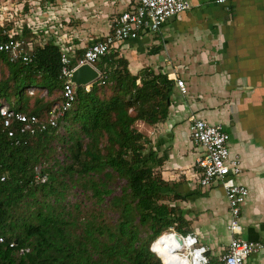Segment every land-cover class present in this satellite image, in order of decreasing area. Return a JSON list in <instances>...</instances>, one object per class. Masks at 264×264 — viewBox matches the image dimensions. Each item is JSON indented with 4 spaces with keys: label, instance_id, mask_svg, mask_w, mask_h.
Masks as SVG:
<instances>
[{
    "label": "trees",
    "instance_id": "1",
    "mask_svg": "<svg viewBox=\"0 0 264 264\" xmlns=\"http://www.w3.org/2000/svg\"><path fill=\"white\" fill-rule=\"evenodd\" d=\"M4 29L0 39L9 36ZM113 57L101 62L116 60L114 70L88 92L78 87L74 107L58 116L64 133L55 126L10 137L0 118V264H163L152 242L169 225L190 226L152 172L161 161L135 125L166 116L172 81L147 68L133 74ZM60 67V49L50 41L34 44L27 61L0 51V105L46 117L61 100ZM9 126L15 130L16 122ZM37 165L42 181L34 177Z\"/></svg>",
    "mask_w": 264,
    "mask_h": 264
},
{
    "label": "crops",
    "instance_id": "2",
    "mask_svg": "<svg viewBox=\"0 0 264 264\" xmlns=\"http://www.w3.org/2000/svg\"><path fill=\"white\" fill-rule=\"evenodd\" d=\"M189 1L188 9L167 18L156 32L116 42L106 55L124 58L133 74L147 68L171 79L166 116L135 125L150 138L148 153L161 161L152 172L174 195L176 214L190 222L181 231H196L209 246L208 256L217 259L228 241L227 201L220 182L206 187L198 182L200 149L190 139L189 124L201 118L229 134L230 153L240 158L235 180L248 189L240 213L243 235L263 245L249 259L264 264V0ZM134 3L0 0V26L24 36L31 48L50 41L75 60ZM101 59L94 66L104 75L117 66L116 60ZM175 78L184 81L186 93H180Z\"/></svg>",
    "mask_w": 264,
    "mask_h": 264
},
{
    "label": "built area",
    "instance_id": "3",
    "mask_svg": "<svg viewBox=\"0 0 264 264\" xmlns=\"http://www.w3.org/2000/svg\"><path fill=\"white\" fill-rule=\"evenodd\" d=\"M215 1L224 2L225 0ZM190 6L189 0H135L130 9L116 14L110 31L102 40L93 41L85 46L81 55L74 60V64H71L72 58L68 51L61 48L60 77L63 78L61 100L59 103H54L47 116L43 118L24 112H14L8 108V104L0 105L2 127L7 136L11 137L17 131L33 134L48 127H63L61 121L59 124L57 123L58 116L73 108L76 102V91L73 90L72 84L67 81L75 66L82 63L94 65L116 42L135 38L144 31L156 32L163 21L188 9ZM2 32L7 33L9 36L0 39V51L8 53L12 59L29 60L30 50L32 49L30 42L13 30L4 29ZM103 75L100 72L98 79ZM102 82L103 80H101ZM175 82L180 93H186L184 81L181 78H175ZM91 84L92 82L84 84L82 89L88 92ZM32 90L33 88L28 89V92ZM12 121L16 122L15 130L9 126ZM189 136L200 149L195 160L196 167L199 170V184L206 187L214 181L220 182L227 201L228 219L226 229L228 241L225 244L224 252L220 254L217 260L222 264H252L249 259L250 256L258 252L263 245L259 241L248 240L243 235L240 213L248 189L235 180L241 170L240 158L238 154L230 153L229 134L220 124H212L201 118H192L189 124ZM35 171V179L44 180V176L39 173L37 166ZM4 178L5 175L1 174L0 180H4ZM162 236H167L169 247L181 258L178 264L209 263L207 254L209 246L199 238L196 231H178L173 225H169L159 237ZM0 241H3L1 235ZM155 241L151 245L152 250ZM12 244V242L9 243L10 246Z\"/></svg>",
    "mask_w": 264,
    "mask_h": 264
},
{
    "label": "water",
    "instance_id": "4",
    "mask_svg": "<svg viewBox=\"0 0 264 264\" xmlns=\"http://www.w3.org/2000/svg\"><path fill=\"white\" fill-rule=\"evenodd\" d=\"M100 76V71L92 64L82 63L72 70L67 81L73 86V90L77 91L78 87H82L84 84L91 83L98 79ZM163 261V260H162ZM166 264L165 262H163Z\"/></svg>",
    "mask_w": 264,
    "mask_h": 264
},
{
    "label": "bare ground",
    "instance_id": "5",
    "mask_svg": "<svg viewBox=\"0 0 264 264\" xmlns=\"http://www.w3.org/2000/svg\"><path fill=\"white\" fill-rule=\"evenodd\" d=\"M155 241V240H154ZM157 249V252L160 256V258L165 262L166 264H178L180 262L179 255L175 254L174 251L171 250V248L168 245L167 236L159 237L155 244L153 245V249Z\"/></svg>",
    "mask_w": 264,
    "mask_h": 264
},
{
    "label": "rangeland",
    "instance_id": "6",
    "mask_svg": "<svg viewBox=\"0 0 264 264\" xmlns=\"http://www.w3.org/2000/svg\"><path fill=\"white\" fill-rule=\"evenodd\" d=\"M31 89V88H30ZM46 91L43 89L42 90V93L44 94ZM60 101V100H59ZM59 101H57V102H55V103H59ZM5 105V103H4V101L2 102V104H1V106H4ZM58 130H59V132H61V133H64V128L63 127H58ZM57 145V144H56ZM59 149V148H58ZM57 158L60 160V161H62V159L64 158V153L63 152H61V150L59 149V151H58V154H57ZM37 168L39 169V165H37ZM123 182L122 181H117L115 184H114V186H115V192H119V186L122 184ZM73 191L75 192V191H77V194H79V189H73ZM76 197V196H75ZM70 199H74V197H69Z\"/></svg>",
    "mask_w": 264,
    "mask_h": 264
},
{
    "label": "clouds",
    "instance_id": "7",
    "mask_svg": "<svg viewBox=\"0 0 264 264\" xmlns=\"http://www.w3.org/2000/svg\"><path fill=\"white\" fill-rule=\"evenodd\" d=\"M1 236H2V235H1ZM159 236H160V235H159ZM159 236H158V237H159ZM158 237H157V238H158ZM157 238H156V239H157ZM156 239H155V240H156ZM153 242H154V241H153ZM153 242H152V243H153ZM151 245H152V244H151ZM150 248H151V246H150ZM151 250H152V249H151ZM152 251H153V250H152ZM155 253H156V252H155ZM156 254H157V253H156ZM157 255L159 256V254H157ZM159 258H160V256H159ZM160 260L162 261L161 258H160ZM162 263H163V261H162ZM163 264H164V263H163Z\"/></svg>",
    "mask_w": 264,
    "mask_h": 264
}]
</instances>
